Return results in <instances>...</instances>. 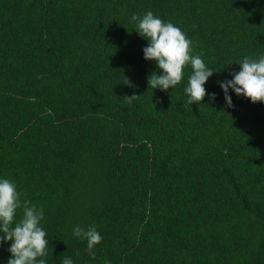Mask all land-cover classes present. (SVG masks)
<instances>
[{"label":"trees","instance_id":"obj_1","mask_svg":"<svg viewBox=\"0 0 264 264\" xmlns=\"http://www.w3.org/2000/svg\"><path fill=\"white\" fill-rule=\"evenodd\" d=\"M149 10L215 71L200 104L190 66L148 88ZM261 55L264 0H0V179L42 206L47 264H264V104L219 87Z\"/></svg>","mask_w":264,"mask_h":264},{"label":"clouds","instance_id":"obj_2","mask_svg":"<svg viewBox=\"0 0 264 264\" xmlns=\"http://www.w3.org/2000/svg\"><path fill=\"white\" fill-rule=\"evenodd\" d=\"M130 21L135 24V32L148 42L143 49L144 59L154 62L163 73L159 76L156 72L151 73L147 78L148 88H159L161 91L173 89L181 83L185 68L190 66L191 74L184 93L189 105L200 104L207 95L204 85L215 71L205 64L202 54H193L192 41L179 27L163 21L150 10L143 16L133 14ZM237 65L239 72L233 73L231 80L219 83L226 106H233L230 89L236 96H243L253 104H264V55L257 59L245 57ZM126 82L130 86L127 79ZM139 97L133 94L123 98L130 105ZM211 99H215L214 93ZM18 211L21 213L19 219ZM43 219L42 206L38 208L30 201L22 200L13 181L0 179V240L11 242L8 249L11 256L7 264H47L45 257L49 240L41 227ZM73 236L86 242V250L94 259L93 249L102 241L95 225L87 228L77 225L73 228ZM62 264H73V261L65 257Z\"/></svg>","mask_w":264,"mask_h":264}]
</instances>
